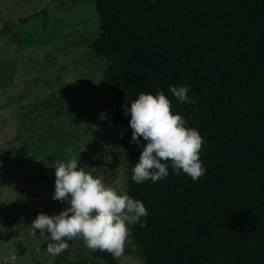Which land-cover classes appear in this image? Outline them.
Returning a JSON list of instances; mask_svg holds the SVG:
<instances>
[{
    "label": "trees",
    "instance_id": "obj_1",
    "mask_svg": "<svg viewBox=\"0 0 264 264\" xmlns=\"http://www.w3.org/2000/svg\"><path fill=\"white\" fill-rule=\"evenodd\" d=\"M94 1L98 34L90 48L105 60L124 192L148 210L130 227L135 254L144 264H264V0ZM170 85L188 86L193 102L176 100ZM158 90L204 139L198 180L170 164L162 180H132L142 148L130 142L124 108L141 91ZM88 252L119 264L106 251ZM53 264L83 262L58 256Z\"/></svg>",
    "mask_w": 264,
    "mask_h": 264
},
{
    "label": "rangeland",
    "instance_id": "obj_2",
    "mask_svg": "<svg viewBox=\"0 0 264 264\" xmlns=\"http://www.w3.org/2000/svg\"><path fill=\"white\" fill-rule=\"evenodd\" d=\"M97 34L94 0H0V264H106L79 236L59 255L37 251L48 236L31 228L41 211L67 207L52 199V166L69 148L106 185L127 188L105 60L90 48ZM117 261L144 264L130 235Z\"/></svg>",
    "mask_w": 264,
    "mask_h": 264
},
{
    "label": "clouds",
    "instance_id": "obj_3",
    "mask_svg": "<svg viewBox=\"0 0 264 264\" xmlns=\"http://www.w3.org/2000/svg\"><path fill=\"white\" fill-rule=\"evenodd\" d=\"M188 91L186 85L169 86V92L180 102H193ZM129 114L130 142L142 148L132 168L134 182L166 178L169 164L177 174L183 172L194 181L204 175L200 159L204 139L197 129L188 127L179 113L173 112L171 101L163 91L155 94L141 91L130 107L124 108V115ZM104 116L101 113V118ZM141 137L146 143L141 144ZM67 153L69 159L57 160L52 166L55 168L52 199L65 202L67 207L58 214L38 213L31 223L33 234L39 230L41 236L50 237L47 252L53 256L66 251L69 241L79 236L89 250L106 251L118 260L125 251L129 225L147 217L148 210L141 200L93 176L94 167L86 171L87 165L81 166L79 157L73 156L70 148Z\"/></svg>",
    "mask_w": 264,
    "mask_h": 264
}]
</instances>
